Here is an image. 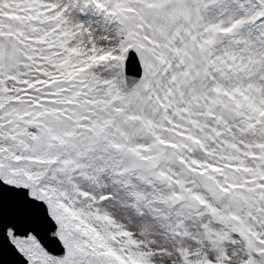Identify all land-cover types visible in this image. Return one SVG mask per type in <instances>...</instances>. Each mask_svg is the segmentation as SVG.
I'll list each match as a JSON object with an SVG mask.
<instances>
[{"label": "snow or ice", "instance_id": "snow-or-ice-1", "mask_svg": "<svg viewBox=\"0 0 264 264\" xmlns=\"http://www.w3.org/2000/svg\"><path fill=\"white\" fill-rule=\"evenodd\" d=\"M0 264H264V0H0Z\"/></svg>", "mask_w": 264, "mask_h": 264}]
</instances>
